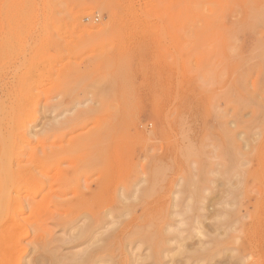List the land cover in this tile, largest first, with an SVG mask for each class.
Instances as JSON below:
<instances>
[{"label":"rangeland","instance_id":"obj_1","mask_svg":"<svg viewBox=\"0 0 264 264\" xmlns=\"http://www.w3.org/2000/svg\"><path fill=\"white\" fill-rule=\"evenodd\" d=\"M0 99L7 264H264V0H0Z\"/></svg>","mask_w":264,"mask_h":264},{"label":"bare ground","instance_id":"obj_2","mask_svg":"<svg viewBox=\"0 0 264 264\" xmlns=\"http://www.w3.org/2000/svg\"><path fill=\"white\" fill-rule=\"evenodd\" d=\"M2 100L3 99H0V104L4 102ZM15 101L17 106L21 105L20 99H17ZM6 111L7 112H2L0 108V212H2V210H5V213L8 215V219L12 220V204H14V202L20 198L21 193L26 190L30 181L33 180L34 175L32 167L19 164V154L16 156L15 150L10 146L13 129L15 127L25 128V121H16L13 116V111ZM21 131L22 132L20 133L19 140L22 143H28L29 139L26 132L24 131V129H22ZM28 202L27 203L32 207L33 205L31 201ZM92 216L93 218H96L94 215ZM90 227L91 225L89 223L87 225H84L83 227L78 229V234L76 233V235H83L85 238L88 236L91 237L93 234L91 233V230L94 231V229L90 230ZM10 232L11 231L9 227L5 229L0 225V240L8 237L10 235ZM107 238L108 237L103 238V244L101 246L94 249H89V251H83L82 255L80 256L81 259L78 258L79 260H81L80 262H83L84 264H95V259L101 251L104 252V255H107ZM93 241H97V239L94 238ZM30 245L32 248L30 250L31 256L29 257V260H25L24 264H60V261H56L54 253L50 254V251H48L47 253L45 252L47 240H45L44 237H37V235H35L33 240L30 242ZM2 251L0 253V264H7L11 260L10 254L12 253H10L9 251H7L6 253L3 251L2 253Z\"/></svg>","mask_w":264,"mask_h":264}]
</instances>
